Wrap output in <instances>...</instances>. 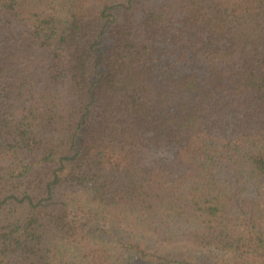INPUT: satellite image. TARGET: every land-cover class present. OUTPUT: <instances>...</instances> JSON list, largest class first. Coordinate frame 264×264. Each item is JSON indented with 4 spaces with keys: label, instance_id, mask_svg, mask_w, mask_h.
<instances>
[{
    "label": "trees",
    "instance_id": "1",
    "mask_svg": "<svg viewBox=\"0 0 264 264\" xmlns=\"http://www.w3.org/2000/svg\"><path fill=\"white\" fill-rule=\"evenodd\" d=\"M263 187L264 0H0V264H264Z\"/></svg>",
    "mask_w": 264,
    "mask_h": 264
},
{
    "label": "rangeland",
    "instance_id": "2",
    "mask_svg": "<svg viewBox=\"0 0 264 264\" xmlns=\"http://www.w3.org/2000/svg\"><path fill=\"white\" fill-rule=\"evenodd\" d=\"M98 76L95 75L93 76V80H97ZM79 141H80V138H79ZM262 199H263V202H264V187H263V195H262Z\"/></svg>",
    "mask_w": 264,
    "mask_h": 264
}]
</instances>
